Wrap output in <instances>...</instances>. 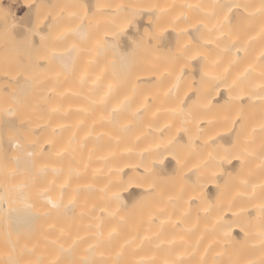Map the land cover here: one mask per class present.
I'll use <instances>...</instances> for the list:
<instances>
[{
    "label": "bare ground",
    "instance_id": "bare-ground-1",
    "mask_svg": "<svg viewBox=\"0 0 264 264\" xmlns=\"http://www.w3.org/2000/svg\"><path fill=\"white\" fill-rule=\"evenodd\" d=\"M26 7L0 18V264H264V0Z\"/></svg>",
    "mask_w": 264,
    "mask_h": 264
},
{
    "label": "rangeland",
    "instance_id": "rangeland-1",
    "mask_svg": "<svg viewBox=\"0 0 264 264\" xmlns=\"http://www.w3.org/2000/svg\"><path fill=\"white\" fill-rule=\"evenodd\" d=\"M26 1V3H25ZM33 2V0H0V18L6 22V21H17L18 23H21L22 25H25V23L27 22L26 19V13H27V7L26 4ZM32 4V3H31ZM28 4V5H31ZM33 20V18H31L30 22ZM77 40V39H75ZM74 39L70 41H68V44H75V45H83V46H88L86 47L84 50H87V52L92 51V45H94L95 43V39L94 38H89L88 36H86L85 38L79 39L78 41H75ZM78 42V43H77ZM77 43V44H76ZM139 45H140V40H136V45L135 46V50L131 48V50H127L126 52H130L132 53V56L135 57L139 52ZM83 51V49H81ZM138 50V52H137ZM136 51V53L134 52ZM108 52L110 53H115L116 50L113 48H108ZM133 52L135 54H133Z\"/></svg>",
    "mask_w": 264,
    "mask_h": 264
},
{
    "label": "snow or ice",
    "instance_id": "snow-or-ice-1",
    "mask_svg": "<svg viewBox=\"0 0 264 264\" xmlns=\"http://www.w3.org/2000/svg\"><path fill=\"white\" fill-rule=\"evenodd\" d=\"M228 7H229V9H231V7H233V6L232 5H229ZM236 7H239V6L237 5ZM53 206H55V205H53Z\"/></svg>",
    "mask_w": 264,
    "mask_h": 264
}]
</instances>
